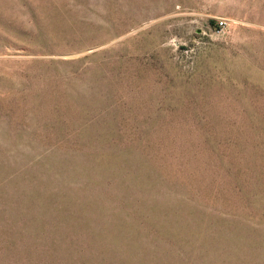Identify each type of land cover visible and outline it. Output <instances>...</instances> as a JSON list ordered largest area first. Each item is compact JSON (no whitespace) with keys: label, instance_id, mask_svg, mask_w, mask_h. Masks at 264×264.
Wrapping results in <instances>:
<instances>
[{"label":"rangeland","instance_id":"rangeland-1","mask_svg":"<svg viewBox=\"0 0 264 264\" xmlns=\"http://www.w3.org/2000/svg\"><path fill=\"white\" fill-rule=\"evenodd\" d=\"M0 264H264V0H0Z\"/></svg>","mask_w":264,"mask_h":264}]
</instances>
